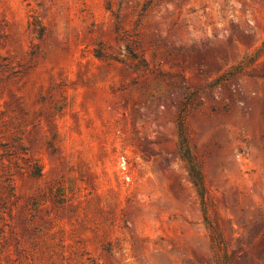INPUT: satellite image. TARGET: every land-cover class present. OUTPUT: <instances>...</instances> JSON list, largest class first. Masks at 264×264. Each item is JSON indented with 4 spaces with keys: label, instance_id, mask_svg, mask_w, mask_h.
I'll return each mask as SVG.
<instances>
[{
    "label": "rangeland",
    "instance_id": "obj_1",
    "mask_svg": "<svg viewBox=\"0 0 264 264\" xmlns=\"http://www.w3.org/2000/svg\"><path fill=\"white\" fill-rule=\"evenodd\" d=\"M226 255L264 264V0H0V264Z\"/></svg>",
    "mask_w": 264,
    "mask_h": 264
},
{
    "label": "trees",
    "instance_id": "obj_2",
    "mask_svg": "<svg viewBox=\"0 0 264 264\" xmlns=\"http://www.w3.org/2000/svg\"><path fill=\"white\" fill-rule=\"evenodd\" d=\"M150 5V2H147L145 4H143L142 8L139 10V17H141L148 9ZM232 72H227L225 74H223L220 78L219 81H225L229 76H231ZM194 94H190L189 97H187L184 106L188 105L191 100H193ZM185 108V107H184ZM184 109L181 110L180 114H179V118H178V139H179V143H178V150H179V154L182 158V160L185 162L186 164V168H187V172H188V177L189 180L191 181L192 185L195 188L196 193L200 196L201 199H203L204 194H205V188H204V182H203V177L202 174L200 172L199 166L197 164L196 158L193 155V153L191 152L190 148H189V144L187 141V136L185 134L184 131ZM203 215L205 220L207 221L206 217H205V209H202ZM209 224V222H207ZM209 226H211L209 224ZM220 238V235H219ZM212 241H216L218 240V237L215 238V236L211 237ZM225 264H229L230 262V258L228 257V255H226L225 257Z\"/></svg>",
    "mask_w": 264,
    "mask_h": 264
}]
</instances>
